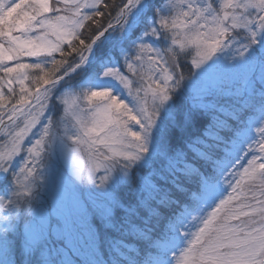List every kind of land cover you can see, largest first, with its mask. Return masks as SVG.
<instances>
[{
  "label": "snow or ice",
  "instance_id": "1",
  "mask_svg": "<svg viewBox=\"0 0 264 264\" xmlns=\"http://www.w3.org/2000/svg\"><path fill=\"white\" fill-rule=\"evenodd\" d=\"M0 73V264H264V0H0Z\"/></svg>",
  "mask_w": 264,
  "mask_h": 264
},
{
  "label": "rangeland",
  "instance_id": "2",
  "mask_svg": "<svg viewBox=\"0 0 264 264\" xmlns=\"http://www.w3.org/2000/svg\"><path fill=\"white\" fill-rule=\"evenodd\" d=\"M26 62H30L32 58L25 57L23 58ZM15 63V61H13ZM185 75L187 76L188 68H184ZM27 83V82H26ZM14 87L17 89L18 94V85H14ZM5 92H7V89H5ZM259 110L257 109L254 112L249 113V118L252 120H257L259 118ZM57 171L59 174V177H63L64 181H67L70 178V167L69 165L65 164L63 161L59 162L57 164ZM64 183L60 182L58 179L57 184L54 187H50L47 190L40 189L41 192V198L45 199L47 201V204L49 206L54 205L56 200L60 198L63 195L64 192Z\"/></svg>",
  "mask_w": 264,
  "mask_h": 264
},
{
  "label": "trees",
  "instance_id": "3",
  "mask_svg": "<svg viewBox=\"0 0 264 264\" xmlns=\"http://www.w3.org/2000/svg\"><path fill=\"white\" fill-rule=\"evenodd\" d=\"M107 3L112 4L113 0H106ZM115 4H119L120 0H114ZM0 75H3L2 73H0ZM42 192V191H41Z\"/></svg>",
  "mask_w": 264,
  "mask_h": 264
}]
</instances>
